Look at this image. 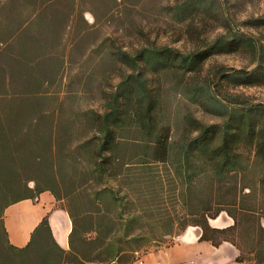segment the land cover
I'll list each match as a JSON object with an SVG mask.
<instances>
[{"label":"trees","instance_id":"trees-1","mask_svg":"<svg viewBox=\"0 0 264 264\" xmlns=\"http://www.w3.org/2000/svg\"><path fill=\"white\" fill-rule=\"evenodd\" d=\"M152 1L0 0V264L130 263L149 249L142 243L148 233L136 229L166 181L176 184L175 213L163 214L181 226L174 233L199 226L200 239L230 241L238 260L255 255L264 264V101L224 85L264 86V41L243 27L264 31V12L240 21L238 11L253 0H234L233 19L227 0H176L177 16L222 14L226 30L209 47L248 58L219 71V82L184 85L187 97L221 122L187 117L188 132L176 138L159 118L161 94L150 75L200 69L206 55L153 43L131 52L102 34L116 12L130 23V7ZM96 53L129 67L112 90L100 89V106L81 101L88 86H73L75 66L83 69ZM157 164L164 170L153 171ZM46 190L72 219L70 248L57 243L47 217L26 246L13 245L6 209ZM223 211L233 223L213 226L210 219Z\"/></svg>","mask_w":264,"mask_h":264},{"label":"rangeland","instance_id":"rangeland-1","mask_svg":"<svg viewBox=\"0 0 264 264\" xmlns=\"http://www.w3.org/2000/svg\"><path fill=\"white\" fill-rule=\"evenodd\" d=\"M233 2L234 0H227L226 4L229 17L232 19V15L234 16L236 12ZM175 3L176 0H153L151 4L142 3L139 6L130 7L132 10L129 15L130 19H133L130 23H128L127 19L123 20L122 15L118 11L109 26L102 28V34L108 33L113 38L111 42L113 48L121 46L131 52L153 43L168 45L186 54L198 51L206 55L200 69L190 70L184 74H182L183 71L171 69L172 72L169 71L168 74L150 75L152 87L160 90L161 94L162 110L159 118L171 125L173 136L179 138V136L188 132V130H185L187 117H193L202 124L221 122V118L207 110L204 105L190 100L183 90L184 85L188 82L193 83L196 80L202 81L207 77L219 82V71L227 67H242L247 64L248 58L244 54L218 52L209 47L217 36L226 30L223 26L224 16L222 14L206 13L200 10L191 14L190 17H181L173 12ZM263 12L264 0H253L246 1L237 14L239 20L242 21L246 20L250 15H257ZM243 27L260 36L264 41V31L254 30L250 26L245 25ZM120 65L121 63L111 59V56L108 59H103V55L96 53L92 55L83 69L75 68L78 71V76L75 79L74 88L84 89L88 86L85 90L86 92L80 97L81 101L86 104L102 105L100 89L112 90V87L120 81L121 72L129 71L127 65ZM224 85L226 86V91L244 94L254 101H264V86H229L227 83H224ZM190 134L194 136L196 132H190ZM152 169L158 172L164 170V165H153ZM167 182L163 188L160 184L157 186V192L148 205L151 207L150 216H147V220H144L147 222L139 225L136 229L137 231L148 233L149 237L142 240V243L148 248L157 247L162 241L169 242L172 240L169 233L179 231L181 227L170 222L169 217L164 221L165 216L163 214L167 212L170 214L175 213L172 204L176 200L174 192L176 184L172 181L169 184ZM36 202L34 200V203ZM14 207H16V204L7 210L8 217L10 216V210ZM216 218L213 222L216 226L224 227L233 223V219L225 211ZM244 241L246 242L247 238L244 237ZM248 263L256 264V256L250 255Z\"/></svg>","mask_w":264,"mask_h":264},{"label":"crops","instance_id":"crops-1","mask_svg":"<svg viewBox=\"0 0 264 264\" xmlns=\"http://www.w3.org/2000/svg\"><path fill=\"white\" fill-rule=\"evenodd\" d=\"M86 17L90 21L93 20L90 12L86 13ZM36 201L34 203L32 199H24L6 209L4 221L10 242L17 247L26 246L35 229L47 217L57 243L61 247L69 249V236L73 222L69 213L60 207L61 201L49 190L41 192ZM15 204L16 207L10 210L8 217L7 210ZM216 219L210 220L213 226H216L213 224ZM201 234V227L188 226L183 231L174 233L169 242H163L161 245L147 250H139L136 252V259L128 264H182L184 262L191 264H250L247 261L238 260L240 250L232 242L224 241L220 245H214L211 241L200 239ZM140 258L142 262L138 260ZM114 264L118 263L114 262Z\"/></svg>","mask_w":264,"mask_h":264},{"label":"built area","instance_id":"built-area-1","mask_svg":"<svg viewBox=\"0 0 264 264\" xmlns=\"http://www.w3.org/2000/svg\"><path fill=\"white\" fill-rule=\"evenodd\" d=\"M140 262H142V259L140 258V259H138ZM182 264H191V263H188V262H184V263H182Z\"/></svg>","mask_w":264,"mask_h":264},{"label":"bare ground","instance_id":"bare-ground-1","mask_svg":"<svg viewBox=\"0 0 264 264\" xmlns=\"http://www.w3.org/2000/svg\"><path fill=\"white\" fill-rule=\"evenodd\" d=\"M33 216V215H32Z\"/></svg>","mask_w":264,"mask_h":264}]
</instances>
